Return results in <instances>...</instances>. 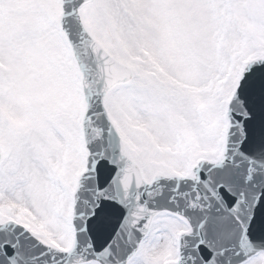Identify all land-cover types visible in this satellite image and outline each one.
I'll use <instances>...</instances> for the list:
<instances>
[{
  "label": "snow or ice",
  "instance_id": "6c2138e0",
  "mask_svg": "<svg viewBox=\"0 0 264 264\" xmlns=\"http://www.w3.org/2000/svg\"><path fill=\"white\" fill-rule=\"evenodd\" d=\"M0 264H264V0H0Z\"/></svg>",
  "mask_w": 264,
  "mask_h": 264
}]
</instances>
